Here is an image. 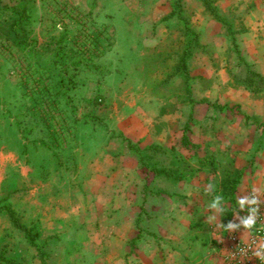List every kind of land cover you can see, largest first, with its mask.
Masks as SVG:
<instances>
[{"label": "rangeland", "instance_id": "1", "mask_svg": "<svg viewBox=\"0 0 264 264\" xmlns=\"http://www.w3.org/2000/svg\"><path fill=\"white\" fill-rule=\"evenodd\" d=\"M174 1L36 0L30 45L22 49L0 41V81L19 80L22 72H30L35 52H44L39 62L49 75L47 87L57 86L60 93L70 94L71 104L58 103L51 113L53 131L62 143L69 141L68 146L74 147L73 119L85 117L97 123V131L121 127L135 135L141 119L146 129L141 135L147 142L155 136L160 140L154 144L159 149L149 154L148 168H141L135 153L130 155L133 160L124 162L131 170L129 177L139 181L120 188L134 195L127 201L134 213L141 209L138 215L128 210L116 213L126 202L113 197V185L101 183L98 164L103 158L88 168L71 166L68 158L71 167L46 170L45 176L46 171L15 166V158L2 154L0 144L1 205L14 210L22 224L39 229L36 244L45 253L46 264H264V246L248 262L227 260L229 244L221 239H232L233 233L222 226V211L210 207L214 196L221 194L220 175L200 161L211 153L223 160L231 157L238 169L251 175L256 174L258 162L264 164V156L258 159L264 144V0L217 1L235 42L205 13L199 0H183L190 28L203 47H193L186 81L174 70L186 39L177 19L163 20ZM108 49L113 51L114 67L125 71L123 80H112L106 67L101 78L90 74L94 61L108 60ZM118 111L121 115L115 117ZM184 129L194 148L182 146ZM103 147L101 143L97 149ZM156 167L184 177L180 182L169 178L168 184H162L168 199L153 200L156 211L167 210L163 236L146 232L149 223H161L160 215L146 213V201L136 196L139 191H158L151 180L160 177ZM143 177L145 184L140 182ZM11 180L15 185L9 187ZM257 200L258 216L264 201ZM224 207L228 205L223 200ZM248 214L247 207L231 222L238 224ZM116 229L130 237L121 239ZM140 239L154 243H137ZM0 255L16 264H42L39 250L4 210H0Z\"/></svg>", "mask_w": 264, "mask_h": 264}, {"label": "trees", "instance_id": "2", "mask_svg": "<svg viewBox=\"0 0 264 264\" xmlns=\"http://www.w3.org/2000/svg\"><path fill=\"white\" fill-rule=\"evenodd\" d=\"M1 1V0H0ZM205 13H207L213 21L224 27L231 39L235 42L234 31L230 23L223 17L216 6L218 0H199ZM36 0H9V4L2 5L0 3V41H5L17 48H25L32 42L33 35V21H36ZM172 19H177L180 25L179 31L183 34L186 40L185 44L180 51L179 61L174 68L175 73L184 78L186 81L188 79V69L190 61L193 58L194 46L197 48H203L197 40L196 33L192 32L190 28V21L186 15L183 0H175L172 5L171 12L163 19L164 21H169ZM190 37V38H189ZM193 37V38H192ZM189 38V39H187ZM108 52L109 49L107 50ZM106 51V52H107ZM35 61H32V66L30 72L24 71L20 75L19 80L0 81V144H9L11 148L19 150L21 155H30L34 143L31 142L26 144L25 141H29L31 135L34 133L35 129H40L42 131L43 125L46 128L52 126L51 114L56 104H71L70 94L66 91L60 93V89L57 86L46 85V79L49 75H45L43 71V66L39 60L43 58V53H37ZM105 53V52H104ZM105 57V54H102ZM103 63V65H102ZM94 67L91 69L93 71L94 77L101 78L103 76V69L105 67L109 70L110 75L115 74L116 80H123L124 69L123 67H117L113 65L112 61L106 59H100L99 61H94ZM29 68V67H28ZM27 68V70H28ZM84 68V67H82ZM54 68H52L53 70ZM47 70V69H46ZM50 70V69H49ZM251 72V71H250ZM11 75H15L12 72ZM253 76H259L258 74L251 73ZM11 76L9 75V78ZM49 81V80H48ZM252 90V89H251ZM52 99L53 103H49L48 100ZM41 114H37V111ZM68 110V109H67ZM72 112V111H71ZM191 114V113H190ZM74 128L77 129L81 125H86L90 128L91 132L98 129V125L88 122L85 117L83 119H74ZM185 128V127H184ZM43 132V131H42ZM9 133V134H7ZM44 143L46 144L48 139L47 136H41ZM123 142L127 145L130 152L135 153L138 156L141 168H148L149 154L153 150H158L157 145H151L144 149H141L137 144L132 143L125 137H121ZM60 145V140L56 139ZM22 142L24 144H22ZM75 143V142H74ZM181 144L185 149L194 148L195 144L190 142L186 135V130H183L181 137ZM206 157L200 161L206 162L209 165V170L212 172H217L220 175V180L218 182V187L221 190V196L226 202L228 207H224L222 214V226L233 220L234 214L237 211V200L236 191L237 187L241 182L244 171L238 169L235 163V159L231 157H226L224 160L219 158L217 154L211 153L210 156L205 154ZM30 157V156H29ZM206 159V160H204ZM28 162L32 161L28 160ZM75 167L76 164H73ZM60 168V166L53 169L43 168V169H33L35 171H54ZM154 170H158L156 173L160 176H165L167 178H174L176 181H181L184 179L182 175H178L176 171L168 170L165 167H156ZM153 170V171H154ZM47 172V171H46ZM44 174L45 176L49 173ZM50 176V175H49ZM48 176V177H49ZM12 187L15 185V180L10 181ZM7 183V182H6ZM9 184V183H8ZM0 210L7 212L13 226L23 232L28 239L29 243L39 250L40 258L42 259V264L45 262V253L40 251V247L37 246L36 241L40 236V231L36 226L27 227L24 223L22 224L14 210L9 206L1 205ZM0 261L4 264H16L13 261L7 260L2 255H0Z\"/></svg>", "mask_w": 264, "mask_h": 264}, {"label": "crops", "instance_id": "3", "mask_svg": "<svg viewBox=\"0 0 264 264\" xmlns=\"http://www.w3.org/2000/svg\"><path fill=\"white\" fill-rule=\"evenodd\" d=\"M112 53L113 51L109 52L110 54L108 56L109 61H112ZM111 79L115 80V74L111 75ZM138 99L139 101H141L142 97H138ZM142 100H145L146 102H150V99H147V98L145 99L143 98ZM48 102L53 103V100L49 99ZM49 109L52 111V114L54 115L53 109L51 108ZM36 113L41 114L39 110ZM118 114L121 115L120 111H118L117 113H114V116L117 117ZM164 116L165 115H163V117ZM133 118L134 116H132L131 120L133 121L131 123L136 122V120ZM166 118L167 117L165 116L163 120L166 121L167 120ZM54 125L55 124L53 123L52 126H50L49 128H46V126L43 125V127H41L43 132L40 129L39 130L35 129L34 133L30 137V140L25 141L26 144H29L32 141L35 142L30 155L23 156L21 155V152L19 150H15L11 148L9 144V140L7 144H2L1 146L2 154L6 155L8 158L9 157L15 158L13 161L16 163V165L14 164L15 166L20 167V168H27L29 169V171H31L32 169H43V168L53 169L57 166L61 167V165H63L64 167H69L70 165L69 163H67L68 158H69V161L72 163L71 166H73V163H74L79 168L80 167L82 168V166L88 168L89 166H91L93 161L95 162L97 160L98 162L99 158H103L101 160L102 162L101 166L98 164V167L101 168L102 170V174L99 175L101 176L99 177L101 183L105 185L107 184L113 185V189H112L113 194L111 193L113 197L119 200H122V202L124 201L126 202V207H124V209L118 210L116 213L123 215V212L127 210L128 212L130 211L134 213V210L132 209L130 203L128 202L129 201L128 196L133 198L134 195L132 194L130 195V193L125 192L126 189L123 187L120 188V185L128 184V183L133 184L135 182H138L139 180H135L134 175H131V174H130L131 176L129 177V171L131 170L129 169L128 165H125L124 162L126 161V159L133 160V158L130 155H133L134 153L128 150L127 145L123 142L121 137L123 136L127 138L128 140H130L132 143L137 144L141 149L149 147L153 144L159 145L160 143L157 141L159 140V137L155 136L154 137L155 139L153 141L147 142L148 138H146V136L141 135L142 132H146V129L144 128L145 125L141 119L137 121V128L139 131H138V134L136 135L133 133L125 132L126 130H129V129L123 130L121 127H119V129L117 128L118 130L110 128V129H105L103 131L96 130V131L91 132L90 128L86 124V125H81L77 129L70 130L72 131V134L70 135V141L74 145V147L71 148L70 146H68V144L70 145L69 141L63 142V143L60 141L61 144L60 145L58 144L59 141L57 142L56 140L57 139V134H55L56 131H53ZM152 129L153 128H151V131ZM129 131H131V129ZM260 134L262 135V133ZM42 135L47 136L48 141L46 144L44 143L41 137ZM143 138H145L146 140L145 141L142 140ZM100 139L102 140L100 141ZM101 143H104L105 147L98 150L97 148ZM22 144L24 143L22 142ZM72 152L75 153V156L71 155ZM263 156H264V144L262 145L261 148H259L258 159L260 160ZM29 158L32 161V163L28 162ZM8 166L11 167V164H8ZM137 168L138 167L136 163L135 169ZM254 168H256V174L251 175L250 172L249 173L244 172L241 182L237 187V191H236L237 211L235 212L234 216H238L239 212L247 208V206L243 210L239 208V204H238L239 199L250 197V196H255L257 199L264 201V164H262L261 162H258L254 166ZM258 168H262V170L259 171L257 170ZM51 176L52 175H50L49 177ZM84 176L86 177L85 180H88L89 176L87 175L86 172L84 173ZM145 180L146 178L143 177L142 179H140V182L142 184H145L146 182ZM151 180H152V183L158 184L157 186L158 191L154 193H150V194L149 193L145 194L144 191H139V193L136 196L138 198H141V200L143 198L144 201H146L144 202L145 204L143 206V209L146 213H148L149 215H155V216L160 215L159 219L157 220L160 221L161 223L155 224V225H153V223L150 225L149 223L146 226V232L153 233L155 234V236H163V234L166 233V229H167L166 226L164 225L163 216L167 213V210H164L163 207H161V209H158L156 211L153 207V204H154L153 200H158V199L163 200V198L168 199L169 192L167 190H164L162 184L164 183L168 184L169 178L165 176H160L157 178L153 177L151 178ZM129 186H132V185L130 184ZM141 212L142 211L140 209L137 211V213L135 212L136 214L135 213L134 214L138 215ZM107 215L108 214H106V216ZM257 217L258 218H256V224L251 229H245L241 226L239 229L230 231L233 233L231 237L244 241V242L248 241L257 227L261 225L264 226V208H263V212L259 213ZM130 232L134 233V230L133 231L131 230ZM116 233L117 234L119 233V236L121 235L122 237L121 239L123 240H127V238L130 237V236L128 237L124 236L125 233L121 232L119 229H116ZM221 240L223 241V244L225 246L230 244V241H231L228 238L221 239ZM105 241L106 243L111 242L109 238H107ZM137 243H154V242L147 241V240L145 242L143 239H140L139 241H137ZM209 243H212V241H210ZM262 254H264V252H262Z\"/></svg>", "mask_w": 264, "mask_h": 264}, {"label": "built area", "instance_id": "4", "mask_svg": "<svg viewBox=\"0 0 264 264\" xmlns=\"http://www.w3.org/2000/svg\"><path fill=\"white\" fill-rule=\"evenodd\" d=\"M228 246L227 260L231 262H248L255 252L264 246V226L257 227L246 242L232 238Z\"/></svg>", "mask_w": 264, "mask_h": 264}, {"label": "clouds", "instance_id": "5", "mask_svg": "<svg viewBox=\"0 0 264 264\" xmlns=\"http://www.w3.org/2000/svg\"><path fill=\"white\" fill-rule=\"evenodd\" d=\"M209 188H212V185H209ZM238 204L241 210L245 209L247 206L249 214L247 216L241 217L238 224L229 221L225 225L226 231L239 229L241 226L245 229H251L256 224V217L258 213L257 198L255 196L241 198L239 199ZM210 207L218 211H223V197L219 194L215 195L212 199Z\"/></svg>", "mask_w": 264, "mask_h": 264}]
</instances>
